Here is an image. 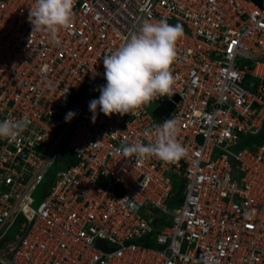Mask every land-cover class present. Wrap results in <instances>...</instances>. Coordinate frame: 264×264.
<instances>
[{"label": "built area", "instance_id": "obj_1", "mask_svg": "<svg viewBox=\"0 0 264 264\" xmlns=\"http://www.w3.org/2000/svg\"><path fill=\"white\" fill-rule=\"evenodd\" d=\"M35 5L0 0V121H29L0 138V264H264V0H75L59 43ZM161 19L184 33L172 94L93 123L103 57ZM167 119L179 160L117 151Z\"/></svg>", "mask_w": 264, "mask_h": 264}, {"label": "clouds", "instance_id": "obj_2", "mask_svg": "<svg viewBox=\"0 0 264 264\" xmlns=\"http://www.w3.org/2000/svg\"><path fill=\"white\" fill-rule=\"evenodd\" d=\"M74 4L75 0H36L35 7H31L29 12L33 32L44 30L59 43L57 34L60 29L70 27L73 22ZM183 34L181 25H171L166 19L146 21L126 43L105 55L103 64L107 83L98 89L99 98L89 103L92 122H96L100 112L109 117L113 114L135 115L138 109L157 97L172 94L175 78L171 66L177 56L176 42ZM75 115L70 111L66 121ZM28 123L26 118L0 121V138L10 142L16 140ZM178 132V122L167 119L162 125H157L154 143H125L117 151L123 157L142 159L156 156L166 162H174L187 154L177 140Z\"/></svg>", "mask_w": 264, "mask_h": 264}, {"label": "rangeland", "instance_id": "obj_3", "mask_svg": "<svg viewBox=\"0 0 264 264\" xmlns=\"http://www.w3.org/2000/svg\"><path fill=\"white\" fill-rule=\"evenodd\" d=\"M263 59H264V58H263ZM147 111H148L149 113H154V105H150V106H148V107H147ZM247 141H248V140H247ZM247 141H243V142L240 144V146H237V147H236V149L245 146L246 143H248ZM174 181H175V187H176V188H180V186H181V182H180L179 180H177V179H176V180L174 179ZM178 205H179L178 202H176V203H169V204H168V207H169L170 209H173V208H176ZM156 216L163 217V214H162L161 212H159V211H157V212H153V213L151 214V217H156ZM164 224H165V222H164V223L159 222L157 225H158V226H163ZM154 246H156V245H154Z\"/></svg>", "mask_w": 264, "mask_h": 264}, {"label": "water", "instance_id": "obj_4", "mask_svg": "<svg viewBox=\"0 0 264 264\" xmlns=\"http://www.w3.org/2000/svg\"><path fill=\"white\" fill-rule=\"evenodd\" d=\"M257 4L262 5V0H254ZM172 109V103L170 101H166L163 105L158 107L156 110V115L163 119L165 116H168ZM100 244L103 242V240L100 239Z\"/></svg>", "mask_w": 264, "mask_h": 264}, {"label": "trees", "instance_id": "obj_5", "mask_svg": "<svg viewBox=\"0 0 264 264\" xmlns=\"http://www.w3.org/2000/svg\"><path fill=\"white\" fill-rule=\"evenodd\" d=\"M180 189H181V187L180 188H176V191L174 192V201H173V203L180 202L182 200L181 193H180L181 190Z\"/></svg>", "mask_w": 264, "mask_h": 264}]
</instances>
